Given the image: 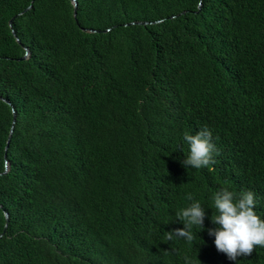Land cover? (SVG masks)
<instances>
[{
  "label": "trees",
  "instance_id": "1",
  "mask_svg": "<svg viewBox=\"0 0 264 264\" xmlns=\"http://www.w3.org/2000/svg\"><path fill=\"white\" fill-rule=\"evenodd\" d=\"M73 1L0 0V264H264L207 231L222 188L264 219V0Z\"/></svg>",
  "mask_w": 264,
  "mask_h": 264
},
{
  "label": "clouds",
  "instance_id": "2",
  "mask_svg": "<svg viewBox=\"0 0 264 264\" xmlns=\"http://www.w3.org/2000/svg\"><path fill=\"white\" fill-rule=\"evenodd\" d=\"M184 141L189 145V155L182 161L187 167L200 169L215 163L214 156L218 149L212 141V132L207 127L194 135L184 133ZM193 200L192 194H187ZM217 214H212L211 221L216 227L209 228L208 235L214 236V244L219 252L225 253L229 260L250 256L257 246L264 247V219L257 215L255 194L243 191L239 194L222 188L213 196ZM177 220L184 225L166 232V239L182 238L191 243L194 240L193 226L204 229L205 207L198 201L176 213ZM186 264L188 258L185 257Z\"/></svg>",
  "mask_w": 264,
  "mask_h": 264
},
{
  "label": "water",
  "instance_id": "3",
  "mask_svg": "<svg viewBox=\"0 0 264 264\" xmlns=\"http://www.w3.org/2000/svg\"><path fill=\"white\" fill-rule=\"evenodd\" d=\"M71 3H72V6H73V8H74V6H75V4H74V1L73 0H71ZM28 8V6L24 9V10H26ZM23 10V11H24ZM73 17H74V13H73ZM140 24H145V22H141ZM8 27H10V22L8 21ZM87 32H92L91 30H87ZM11 34H12V36H14V34H13V32L11 31ZM15 38V37H14ZM15 40H16V38H15ZM17 41V40H16ZM26 51V50H25ZM24 56H25V54L23 55V57L22 58H24ZM21 58V59H22ZM5 103H7L6 101H5ZM8 104V103H7ZM11 113H12V121H13V112L11 111ZM7 142H8V138H7V140H6V145H7ZM3 216H4V218L6 219V214L4 213L3 214Z\"/></svg>",
  "mask_w": 264,
  "mask_h": 264
}]
</instances>
